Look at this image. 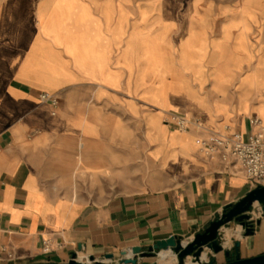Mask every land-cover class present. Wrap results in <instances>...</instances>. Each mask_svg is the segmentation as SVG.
<instances>
[{
	"label": "crops",
	"instance_id": "obj_1",
	"mask_svg": "<svg viewBox=\"0 0 264 264\" xmlns=\"http://www.w3.org/2000/svg\"><path fill=\"white\" fill-rule=\"evenodd\" d=\"M244 5L212 35L219 22L176 31V17L139 0H0V264L64 263L72 252L117 264L132 246L191 240L255 188L238 165L199 152L209 129L249 134L251 115L264 125V0ZM188 42L199 72L182 54ZM225 66L221 96L211 74ZM172 114L207 129L182 131ZM76 158L80 173L114 174L97 187L121 191L104 202L77 197ZM255 213L252 235L235 222L220 230L226 248L240 241L242 258L264 254V212ZM162 252L175 260L139 264H178ZM209 259L227 261L223 251L206 250L202 264Z\"/></svg>",
	"mask_w": 264,
	"mask_h": 264
},
{
	"label": "water",
	"instance_id": "obj_2",
	"mask_svg": "<svg viewBox=\"0 0 264 264\" xmlns=\"http://www.w3.org/2000/svg\"><path fill=\"white\" fill-rule=\"evenodd\" d=\"M255 205H260L264 212V186H257L250 190L243 198L234 204L224 207L221 214L211 221L209 225L197 231L191 240L184 241L180 236H172L168 239L158 240L146 250L141 246L129 248L131 256L120 258L117 264H139L140 258H156L162 251H170L175 254L178 264H185L187 258L202 264V255L206 250L213 254L224 252L227 261L222 264H264V254L253 257L242 258L240 253V241H235L231 248H226L220 230L232 222L239 224L244 230V236L252 235L256 225L260 220H256L252 214ZM107 259L113 260V255L109 254ZM45 264H106L104 261L96 260L90 256L83 261L78 258L77 252H72L71 259L64 263H45ZM152 264H158L153 262ZM205 264H216L214 259H209Z\"/></svg>",
	"mask_w": 264,
	"mask_h": 264
},
{
	"label": "rangeland",
	"instance_id": "obj_3",
	"mask_svg": "<svg viewBox=\"0 0 264 264\" xmlns=\"http://www.w3.org/2000/svg\"><path fill=\"white\" fill-rule=\"evenodd\" d=\"M141 3L148 4V5H160L163 11H166V15L169 17V19L176 17L177 21V28L176 31H182L189 29L191 27V22L194 20H211L216 23V28L211 30L212 35L216 34L218 32V26H220V22L225 21H239L240 20V12L244 8L245 0H139ZM243 7V8H242ZM191 48L189 45V42L184 46L182 54L190 63V65L196 70L200 71L199 63L197 66H194V62L197 60H194L193 57L187 55L188 50ZM227 66L224 68L220 67L217 70H215L211 74V80H212V86L213 88L221 95L224 96L227 92L226 90V84L228 81V77L226 75L227 73ZM252 74V73H251ZM253 78V77H252ZM194 83V81H192ZM254 82V78H253ZM255 84V83H254ZM230 94L232 97H235L237 95L235 84H232ZM247 96V93H240V101L242 104L247 106L248 101L243 100V97ZM193 101V100H192ZM252 116V115H251ZM228 125V123L226 124ZM233 128V126H231ZM223 130V129H221ZM59 148H75V149H81L85 148V146H81L79 144L73 145H67L64 146H58ZM58 160L60 163H62V157H58ZM76 162H71L72 165V171L70 174V184L73 186L71 188V192L74 193L79 198H86L88 201L92 202H104L107 199H109L114 194L120 192V189L116 188H103V187H97L98 185L101 186V179L100 175H102L104 178H108L110 181L112 177H114V174L112 173H95L93 170V167H88L87 173H80L78 168V158L74 159ZM73 161V159H72ZM61 165V164H60ZM76 165V167L73 169V166ZM91 170V171H90ZM90 171V172H89ZM78 176H81V180L78 178ZM113 180V179H112ZM155 261L158 260V258H153Z\"/></svg>",
	"mask_w": 264,
	"mask_h": 264
},
{
	"label": "built area",
	"instance_id": "obj_4",
	"mask_svg": "<svg viewBox=\"0 0 264 264\" xmlns=\"http://www.w3.org/2000/svg\"><path fill=\"white\" fill-rule=\"evenodd\" d=\"M40 99L57 105V98L47 93H41ZM170 121L180 130L187 131L193 124L201 129H207L197 119L193 120L184 115L172 114ZM252 131L249 134L226 126L223 130L209 129V135L200 140L199 152L204 157L217 156L227 165H238L246 178L255 186H264V125L257 116L249 118ZM254 206L252 214L255 215ZM259 209H261V206ZM60 245V244H59ZM44 252L52 250L51 239L42 241ZM2 253H0L1 257ZM11 258L12 254H8Z\"/></svg>",
	"mask_w": 264,
	"mask_h": 264
},
{
	"label": "bare ground",
	"instance_id": "obj_5",
	"mask_svg": "<svg viewBox=\"0 0 264 264\" xmlns=\"http://www.w3.org/2000/svg\"><path fill=\"white\" fill-rule=\"evenodd\" d=\"M255 215H257L256 213H255ZM229 243V242H228ZM161 254V255H160ZM160 258H159V255H158V257L157 258H159L158 260L159 261H164V263L165 262H171V261H174L175 259V257L174 256H172V254H170V253H167V252H160ZM125 256L126 257H128V256H131V253H128V254H125ZM177 257V256H176ZM203 259H206V252H204V254L202 255V260ZM178 260V259H177ZM107 264L108 263H115V260H113V261H111V262H108L107 260L105 261ZM163 263V262H162ZM185 263H187V264H198L197 262H194V261H192L191 260V258H187L186 259V262ZM174 264V263H173ZM176 264V263H175Z\"/></svg>",
	"mask_w": 264,
	"mask_h": 264
}]
</instances>
